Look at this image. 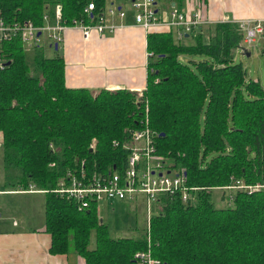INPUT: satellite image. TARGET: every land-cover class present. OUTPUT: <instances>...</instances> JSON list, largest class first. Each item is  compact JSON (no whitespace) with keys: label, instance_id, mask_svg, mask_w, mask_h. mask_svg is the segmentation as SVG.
Segmentation results:
<instances>
[{"label":"trees","instance_id":"16d2710c","mask_svg":"<svg viewBox=\"0 0 264 264\" xmlns=\"http://www.w3.org/2000/svg\"><path fill=\"white\" fill-rule=\"evenodd\" d=\"M172 1L177 8L183 2ZM89 2L95 8L86 21L112 0H0V16L42 24L43 14L52 21L60 5L62 22L70 25ZM213 27L212 40L200 27L188 32L193 43L176 41L172 31H149L146 49L152 55L141 92L70 88L63 45L52 56L35 47L29 61L19 37L2 43L5 184L44 190L50 254L73 248L83 264H137L140 252H149L156 264H264V189L236 191L224 208L212 200L213 188L234 180L264 183V87L245 81L243 66L233 58L243 39L238 24ZM191 55L206 58H180ZM141 127L150 129L157 153L199 189L189 203L162 195L149 229L145 220V233L113 237L95 204L78 210L52 190L68 168L107 172L118 165L126 152L117 147Z\"/></svg>","mask_w":264,"mask_h":264},{"label":"built area","instance_id":"2783aa9c","mask_svg":"<svg viewBox=\"0 0 264 264\" xmlns=\"http://www.w3.org/2000/svg\"><path fill=\"white\" fill-rule=\"evenodd\" d=\"M127 6L132 13V24L141 27L146 32L154 28L177 27L179 38L184 32L185 35L203 23L201 12L197 9L184 12L174 6L169 11L168 17H162L157 11L156 0H127ZM124 7V2L115 3V0H112L97 14L95 19L86 21L84 15H92V10L95 8L94 3L89 2L83 9V16L72 18L70 25L62 22L60 5L56 6L52 21L46 14H43L42 24H35L30 20L6 21L0 16V51L2 43L14 37L20 38L25 51H32L35 47L45 45V43L42 44L43 36L48 39V46L55 49V45L62 43L64 33L71 28L80 31L84 39H88L92 33L102 35L105 32L113 33L120 26L115 19L124 18L128 13V9ZM236 23L243 32L242 43L247 47L253 46L256 43V34L263 31L264 20L244 19ZM151 55V52L146 53L147 57ZM4 62L5 59L0 55V68L4 67ZM113 145L120 146L117 142H113ZM117 148L126 152L118 165L112 164L107 172L96 169L87 171L84 168L68 169L65 176L60 178L57 188L52 192L73 200L78 210L102 202L135 204L142 202L145 206L146 224L149 229L150 219L159 208V198L162 195H175L182 202L189 203L193 198L192 191L199 189L187 185L185 173L171 166L166 158L157 153L148 127L133 129L128 140L122 142ZM29 189H33V186ZM219 189L234 191V193L236 191L252 193L264 189V183L244 184L240 180H234L231 184ZM233 195L230 194L228 198L232 200ZM137 258V264L158 262L149 252L138 253Z\"/></svg>","mask_w":264,"mask_h":264},{"label":"crops","instance_id":"0c3cea01","mask_svg":"<svg viewBox=\"0 0 264 264\" xmlns=\"http://www.w3.org/2000/svg\"><path fill=\"white\" fill-rule=\"evenodd\" d=\"M174 6L172 0H156L157 11L162 17H168ZM179 9L184 12L197 9L201 12L205 21L199 28L201 33L220 22L264 20V0H183ZM115 22L120 25L115 32L103 35L92 33L88 39H84L81 32L74 28L64 33L62 44L66 86L139 92L145 88L148 32L132 24L129 7L127 15L116 18ZM162 29L172 31L175 40H180L177 27L154 28L150 32ZM185 37L191 38L188 34ZM1 182L5 184L4 180ZM0 191V264H71L69 254L76 253L72 248L67 254L49 253L50 235L45 231V192L8 187H0ZM16 195L25 199V209L19 210ZM37 199L41 202L43 220L32 224L34 221L29 222L27 213H40ZM78 263L82 264V259Z\"/></svg>","mask_w":264,"mask_h":264},{"label":"rangeland","instance_id":"374dc122","mask_svg":"<svg viewBox=\"0 0 264 264\" xmlns=\"http://www.w3.org/2000/svg\"><path fill=\"white\" fill-rule=\"evenodd\" d=\"M120 1L124 2L125 4L124 8L128 9L127 1L125 0H115V3H118ZM204 23L205 21H203L201 25H203ZM262 28L263 31L256 34L255 36L256 43L253 46L247 47L242 43L243 41H241V43L239 44V46H242L243 48H245L247 51L250 52V56L243 55L242 53L243 51L241 49L239 50L236 49L233 58L236 62L240 63L243 66L245 70V78H244L245 81L257 80L258 83L262 87H264V34H263L264 23L262 25ZM214 30H215L214 27H209L207 31H203V35L206 37L208 35L207 38H210L211 37L210 35L213 32H215ZM240 30L242 31V29ZM161 31L169 32V30L167 29H162L158 32ZM104 34H109V32H105ZM184 36L185 35L179 37L180 40H176V41H181V43H191V42L193 43V38H187ZM212 39L213 37L210 38L209 40ZM43 43H45V45L43 46V49L45 50V54L48 56L54 55L55 54L54 49L48 46L49 41L44 36L42 37V44ZM60 44L63 45L62 43ZM26 52L28 55L27 56L28 60L30 61V56L32 55V52L28 50H26ZM180 58L183 61H187V59H191L192 61L197 62L199 60L205 59L206 57L203 55H191V56H181ZM244 93H245V89H244ZM2 156H3L2 148L0 147V180L1 181L4 180L5 183V173L3 169ZM1 181H0V187H8L6 184L4 185L1 184L2 183ZM33 189H36V187L33 186ZM211 194L214 205L217 208H224L229 205H232V200H230L228 197L230 194H234V191L213 188ZM24 201L25 199L23 198V196L16 195V202L18 203L16 205H19V210L25 209ZM38 202H39L38 208L40 209V213H38L37 211H32V212L30 211L29 213H27V216L30 217L29 222L32 223L34 221V223L32 224H38L43 220V217L41 216L42 215L41 202L39 200ZM95 211L98 214V216L101 217V219L108 225L109 232L113 237L129 236V235L137 236L145 233V229H144L145 220H146L145 206L142 202H139L138 204L126 203V202H113V203L102 202L95 206ZM24 214L26 216L25 212ZM136 226L137 229L135 230ZM94 243H95V239L92 232L90 239V247H93ZM79 259H81V257L77 253L71 252V254H69V260L71 264H79L78 263Z\"/></svg>","mask_w":264,"mask_h":264},{"label":"water","instance_id":"95a60500","mask_svg":"<svg viewBox=\"0 0 264 264\" xmlns=\"http://www.w3.org/2000/svg\"><path fill=\"white\" fill-rule=\"evenodd\" d=\"M55 48H57V45H55ZM238 48L243 51V55L250 56V52L247 51L245 48H243L242 46H239Z\"/></svg>","mask_w":264,"mask_h":264}]
</instances>
